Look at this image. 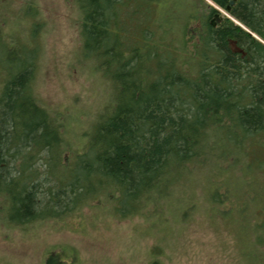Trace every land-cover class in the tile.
<instances>
[{"label": "trees", "instance_id": "obj_1", "mask_svg": "<svg viewBox=\"0 0 264 264\" xmlns=\"http://www.w3.org/2000/svg\"><path fill=\"white\" fill-rule=\"evenodd\" d=\"M195 1L169 12L167 0H74L84 56L112 93L69 162L62 125L32 91L36 3L23 9L32 21L24 39L3 35L0 18V197L26 177L14 223L60 217L98 194L130 218L162 208L204 168L213 208L228 201L243 220L256 214L252 253L264 264V0ZM202 5L208 10L199 13ZM218 9L229 17L212 26ZM234 169L242 176L235 191L225 178Z\"/></svg>", "mask_w": 264, "mask_h": 264}, {"label": "rangeland", "instance_id": "obj_2", "mask_svg": "<svg viewBox=\"0 0 264 264\" xmlns=\"http://www.w3.org/2000/svg\"><path fill=\"white\" fill-rule=\"evenodd\" d=\"M7 1L0 8V18L5 19L3 35L22 39L28 35L26 25L32 22L27 19L30 16L23 17V9L29 1L36 3L37 60L32 91L37 103L62 125L63 159L69 162L106 111L112 93L110 80L84 56L74 0ZM167 1L169 7L174 5L169 12L189 9L196 2ZM204 9L208 6L202 5L199 13ZM219 14L220 19L229 17L221 9ZM45 137L55 140L46 132ZM35 159L33 168L37 169L41 164L37 156ZM205 171L191 173L185 191L184 187L173 189L160 202L162 208L147 205L130 218L122 219L117 213V201L98 194V199L86 200L88 203L71 213L24 226L13 221L20 218L14 196L26 184V177L16 178L1 188L5 195L0 197V264H259L252 253L256 244L250 226L256 214L252 213V222H247L249 216L243 220L229 212L228 201L213 208L208 202L211 185ZM225 178L234 191L242 181L239 169Z\"/></svg>", "mask_w": 264, "mask_h": 264}, {"label": "water", "instance_id": "obj_3", "mask_svg": "<svg viewBox=\"0 0 264 264\" xmlns=\"http://www.w3.org/2000/svg\"><path fill=\"white\" fill-rule=\"evenodd\" d=\"M217 19L218 18V14L216 13L215 15H214V19ZM211 24L213 25V22H211Z\"/></svg>", "mask_w": 264, "mask_h": 264}, {"label": "bare ground", "instance_id": "obj_4", "mask_svg": "<svg viewBox=\"0 0 264 264\" xmlns=\"http://www.w3.org/2000/svg\"><path fill=\"white\" fill-rule=\"evenodd\" d=\"M219 19H220V17H219ZM215 25V24H214ZM214 25H212V26H214Z\"/></svg>", "mask_w": 264, "mask_h": 264}]
</instances>
